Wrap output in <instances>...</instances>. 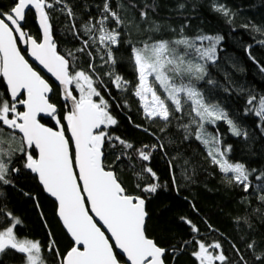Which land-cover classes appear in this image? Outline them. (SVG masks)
<instances>
[{
    "label": "trees",
    "instance_id": "16d2710c",
    "mask_svg": "<svg viewBox=\"0 0 264 264\" xmlns=\"http://www.w3.org/2000/svg\"><path fill=\"white\" fill-rule=\"evenodd\" d=\"M13 3L14 0H0V8L7 11ZM66 3L75 14L73 18L59 10L62 5L48 10L57 49L64 55L75 54L77 70L90 72L91 62L98 90L117 120L107 131L134 146L126 149L113 140L115 146L106 145L105 162L129 193L145 198L146 234L160 247L169 249L165 264H199L193 255L198 251L197 242L209 246L214 253L222 251L227 257L225 264H264V260L257 259L264 254V120L252 111L264 96L261 70L264 68V0H110V7L123 21L120 25L111 19L108 22L109 28L117 27L121 32L122 43L119 48H113L115 65L100 59L103 52L97 53L96 48L102 45L90 47L92 57L78 52L82 40L72 29L73 22L76 30H80L89 17L98 18L104 0H66ZM217 5L226 7L230 15L216 11ZM35 20V15L29 12L26 31L39 39ZM202 36L222 39L216 45L218 55L214 61L201 59L194 49L187 50L186 59L202 63L207 73L191 82L203 93L206 102L223 108L247 135H233L223 120L215 126L208 124L205 130L219 137L222 150L231 148L226 154L229 162L245 166L249 173L247 190L231 179L232 173H223L208 155V146L196 139L198 129L196 123H191L195 114L189 115L190 102L184 105L185 112L173 113L165 122L146 117L142 102L134 95L137 72L131 59L133 46L186 37L197 47H209L210 41L197 39ZM20 47L23 51L22 44ZM180 51L185 49L181 47ZM113 71L130 82L126 91L115 87L108 75ZM48 81L57 93L58 108L67 111L61 107L60 90ZM5 88L0 78V92H5ZM251 96L256 100L249 105ZM42 122L55 127L52 119ZM140 149L151 152L148 161L139 157ZM17 159L12 163L20 171L10 174L12 183L0 184V228L9 223L4 213L10 212L21 221L15 229L17 237L39 241L46 264H59L60 257L73 243L58 220L56 203L46 196L36 175L24 169ZM147 168L152 169L155 177ZM151 184L159 185L155 193L141 191ZM193 225L198 231L192 230ZM251 241L256 242L254 249L248 248ZM215 243L220 244V249L210 247ZM50 247L51 252L47 251ZM173 248L178 251H171ZM121 262H124L122 257ZM0 264H26V260L24 254L7 250L0 255Z\"/></svg>",
    "mask_w": 264,
    "mask_h": 264
},
{
    "label": "snow or ice",
    "instance_id": "6c2138e0",
    "mask_svg": "<svg viewBox=\"0 0 264 264\" xmlns=\"http://www.w3.org/2000/svg\"><path fill=\"white\" fill-rule=\"evenodd\" d=\"M55 5H62L59 10L69 18L74 17L66 0H14L7 11L0 8V78L6 83L7 93L0 92V184L12 183L8 177L20 171L12 162L19 157L17 163L36 174L44 190L56 199L58 216L73 240V245L62 257L57 251L59 264H121V257L126 258L125 264H165V254L169 249L160 247L146 235L148 213L145 211V198L129 193L116 172L105 162L106 145L115 146L113 140L126 149L134 146L107 131L117 124V120L109 111L108 101L98 90L91 62L90 72L82 68L77 70L75 54L68 52L64 55L58 51L48 11ZM31 10L38 14L42 30L39 39L26 31V14ZM215 10L225 16L230 15L223 5H217ZM110 19L116 25L123 23L110 7V0H104L98 18L89 17L80 30H76L73 22L72 29L74 35L82 40L78 52H86L92 57L90 47L102 45V48H96L97 53L103 52L100 59L115 65L117 60L113 48H119L122 41L118 28H109ZM85 36L87 39L83 38ZM197 39L210 41V46L197 47L186 37L133 46L131 59L137 72L134 95L142 102L146 117L165 122L173 113L185 112L184 105L190 102L189 115L195 114L191 123H196L198 129L196 139L206 146L211 145L208 155L213 163L223 173H232L231 179L243 184L247 190L249 173L245 166L225 158L231 148L222 150L219 137L208 134L204 124L215 125L223 120L233 135L239 137L247 133L242 132L218 104L205 101L203 93L191 82L207 74L205 67L186 59L189 55L187 50L194 49L201 59L214 61L216 45L222 37L202 36ZM21 44L25 46L27 55L59 82L58 94L64 102L61 107L67 111L58 108L55 102L57 93L22 54ZM181 47L185 51H180ZM108 75L117 89L127 90L129 81L114 71ZM254 100L256 97L251 96L248 104L252 105ZM253 110L264 120V96L260 97ZM42 116L54 120L55 127L45 126L41 122ZM138 154L145 161L151 157V152L143 149L138 150ZM146 171L155 177L151 168ZM158 187V184H151L141 191L155 193ZM4 215L9 223L0 228V255L14 250L24 254L26 264H46L40 242L18 238L15 229L21 221L10 212ZM192 230L198 231L195 225ZM197 244L198 251L193 255L199 264H216L217 261L225 264L227 257L222 251L210 252L209 246L202 242ZM255 244L251 241L248 248L254 249ZM52 247L47 251L51 252ZM210 247L220 249L221 246L215 243ZM171 251L178 250L173 248ZM257 259L264 260V254Z\"/></svg>",
    "mask_w": 264,
    "mask_h": 264
},
{
    "label": "water",
    "instance_id": "95a60500",
    "mask_svg": "<svg viewBox=\"0 0 264 264\" xmlns=\"http://www.w3.org/2000/svg\"><path fill=\"white\" fill-rule=\"evenodd\" d=\"M30 12H32V13L35 15V18H36L35 22H36V25H37L38 31H39L40 36H41V35H42V30L39 28V24H38V14H36L34 10H31ZM28 13H29V12H28ZM28 13H27V14H28ZM27 14H26V17H27ZM52 32H53V30H52ZM53 37H54V35H53ZM23 47H24V46H23ZM21 52H22V54H24V53L26 54V55H25V58L29 60V63L32 64L33 67H34L37 71H39L40 74H41V75H42L47 81H48V79H49V80H50L51 82H53V84H54V85L60 90L59 82L56 81L55 78L52 77L50 73H47V71H46L45 69H43V67H42L41 65H39L38 62H35L30 56L27 55V50H26L25 47H24L23 51H21ZM23 52H24V53H23ZM1 79H2V78H1ZM2 80H3V79H2ZM3 82H4V81H3ZM48 82H49V81H48ZM49 84H50V82H49ZM4 85H5V87H6V83H5V82H4ZM50 85H51V84H50ZM51 86H52V85H51ZM52 88H53V87H52ZM53 92H54V90H53ZM61 101H62V100H61ZM62 102H63V101H62ZM63 104H64V102H63ZM42 120H51V118H49V117H47V116H42V118H41V122H42ZM42 123H43V122H42ZM45 126H48V125L45 124ZM48 127H49V126H48ZM29 171H30V170H29ZM32 174H34V173H32ZM34 175H36V174H34ZM36 177H37V176H36ZM39 183H40V182H39ZM40 185H41L43 191L45 192L46 196H47L48 198H50L52 201H54V202L56 203V205H57V217H58V220L60 221V223H61V225H62L64 231L66 232V234L68 235V237L71 239V241H72V243H73V240H72L70 234L67 232L66 228L64 227V225H63V223H62V220H61L60 217L58 216V202L56 201V199H55L54 197L50 196V194H48V193L44 190V188H43V186H42L41 183H40ZM145 211H146V202H145ZM146 212H147V211H146ZM147 220H148V216H147V219H146V225H147ZM146 225H145V227H146ZM106 234H107V233H106ZM146 235H147V234H146ZM117 253H118V255H120L118 250H117ZM165 255H166V254H165ZM122 258L124 259V262H121V264H125V260H126V258H124V257H122Z\"/></svg>",
    "mask_w": 264,
    "mask_h": 264
},
{
    "label": "rangeland",
    "instance_id": "374dc122",
    "mask_svg": "<svg viewBox=\"0 0 264 264\" xmlns=\"http://www.w3.org/2000/svg\"><path fill=\"white\" fill-rule=\"evenodd\" d=\"M24 46V45H23ZM25 47V46H24ZM217 55H218V52H217V50L215 51V59H216V57H217ZM194 63H200V62H198V61H196V62H194ZM200 64H202V63H200ZM151 79V78H150ZM158 91H162V90H160L159 88H158ZM98 99V98H97ZM255 106H258V104L257 105H255ZM253 108H254V106L252 107V111H253V113L255 114V111L253 110ZM257 116V115H256ZM204 125H206V126H204V128H207V126H208V124L207 123H205ZM209 125H211V124H209ZM215 126V125H214ZM207 133L208 134H211V135H214V133L212 132V131H210V130H208L207 131ZM211 145H208V149H209V147H210ZM221 148H222V145H221ZM228 148V147H227ZM226 148V149H227ZM223 149V148H222ZM226 158V157H225ZM209 251L210 252H213L212 250H210L209 249Z\"/></svg>",
    "mask_w": 264,
    "mask_h": 264
}]
</instances>
